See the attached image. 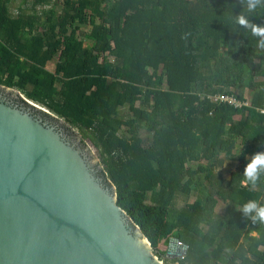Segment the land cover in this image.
Wrapping results in <instances>:
<instances>
[{"label": "trees", "instance_id": "16d2710c", "mask_svg": "<svg viewBox=\"0 0 264 264\" xmlns=\"http://www.w3.org/2000/svg\"><path fill=\"white\" fill-rule=\"evenodd\" d=\"M12 2L0 0V85L79 131L151 249L175 238L177 264H264V223L239 211L264 205V172L243 174L264 151V50L231 20L247 0ZM248 15L264 24V8Z\"/></svg>", "mask_w": 264, "mask_h": 264}, {"label": "water", "instance_id": "95a60500", "mask_svg": "<svg viewBox=\"0 0 264 264\" xmlns=\"http://www.w3.org/2000/svg\"><path fill=\"white\" fill-rule=\"evenodd\" d=\"M65 125L0 85V264H163ZM168 242L181 260L187 246Z\"/></svg>", "mask_w": 264, "mask_h": 264}, {"label": "clouds", "instance_id": "9594fccd", "mask_svg": "<svg viewBox=\"0 0 264 264\" xmlns=\"http://www.w3.org/2000/svg\"><path fill=\"white\" fill-rule=\"evenodd\" d=\"M258 8H264V0H247L245 12L233 15L231 20L234 25L250 31L252 36L259 37L256 46L264 50V24L252 23L248 15ZM261 172H264V151L254 153L243 169L244 176L252 185L256 183ZM239 211L252 223L257 221L264 223V205H258L255 200L244 203Z\"/></svg>", "mask_w": 264, "mask_h": 264}, {"label": "rangeland", "instance_id": "374dc122", "mask_svg": "<svg viewBox=\"0 0 264 264\" xmlns=\"http://www.w3.org/2000/svg\"><path fill=\"white\" fill-rule=\"evenodd\" d=\"M14 2L10 3L11 5V8L12 9V12L14 13V9L22 3V0H13ZM81 30H84L83 28ZM84 46L85 47H89L90 46V43L89 42H85L84 43ZM110 59V58H109ZM111 60V59H110ZM50 68V67H49ZM13 94H15V99H21L16 93L13 92ZM20 94V93H19ZM22 96V98H24V96L22 94H20ZM25 99V98H24ZM22 100V99H21ZM23 102V100H22ZM47 111V110H46ZM121 114L125 115L126 112L122 111L121 110ZM67 131H69L71 134L74 135V137L76 138H79L80 139V133L77 129L71 127V126H66L64 127ZM87 143V142H86ZM89 147V149L91 150V152L93 153L94 155V161H96V164H100L99 163V159L97 158V155L96 153L94 152L93 148L89 145H87ZM238 163L236 162H229V161H226L223 165V167L221 168V172H222V175H223V178H225L226 180H228L232 174V172H234V170L236 169ZM101 166V165H100ZM99 166V168L101 169V167ZM99 170V169H98ZM195 189H193V192H191L190 194V197L188 199V202L189 203H192L195 199ZM217 209L216 211L217 212H220V209L222 208L221 205H217ZM169 241V240H168ZM166 242V245L165 246H161L160 243H158V248H157V255L159 256V258L161 259V261L163 262V264H177V260L176 259H172V258H169L166 256V251L168 250V245H169V242ZM179 261V260H178Z\"/></svg>", "mask_w": 264, "mask_h": 264}, {"label": "built area", "instance_id": "2783aa9c", "mask_svg": "<svg viewBox=\"0 0 264 264\" xmlns=\"http://www.w3.org/2000/svg\"><path fill=\"white\" fill-rule=\"evenodd\" d=\"M211 99L213 101H218V102H221V103H227L228 105L233 106L234 108H238V107H241V106H247V103L239 102V101L235 100L234 98H232L230 96H227V95H224V94H217ZM183 257L184 256H182L181 259Z\"/></svg>", "mask_w": 264, "mask_h": 264}, {"label": "flooded vegetation", "instance_id": "af4514ba", "mask_svg": "<svg viewBox=\"0 0 264 264\" xmlns=\"http://www.w3.org/2000/svg\"><path fill=\"white\" fill-rule=\"evenodd\" d=\"M1 96H2V98H4L6 101H9V102H12V103H15V104H17L19 107H22V106H20L19 105V103L16 101V99L14 100V96H13V94L12 93H10V92H7V91H1ZM96 171V175L97 176H99L98 174H97V170H95Z\"/></svg>", "mask_w": 264, "mask_h": 264}, {"label": "bare ground", "instance_id": "6f19581e", "mask_svg": "<svg viewBox=\"0 0 264 264\" xmlns=\"http://www.w3.org/2000/svg\"><path fill=\"white\" fill-rule=\"evenodd\" d=\"M180 244V243H179Z\"/></svg>", "mask_w": 264, "mask_h": 264}]
</instances>
